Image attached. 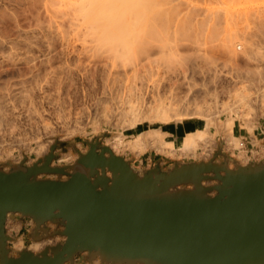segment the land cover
Wrapping results in <instances>:
<instances>
[{"label": "rangeland", "instance_id": "rangeland-1", "mask_svg": "<svg viewBox=\"0 0 264 264\" xmlns=\"http://www.w3.org/2000/svg\"><path fill=\"white\" fill-rule=\"evenodd\" d=\"M63 1L64 0H53V1L49 0L48 2H46V0H43V1L42 0H35V1H33V0H14V1L13 0H8V1L7 0H0V22H1L0 23V38H2L1 41L3 42L2 43L3 48H2V46H0L2 48V49L0 48V88H1L0 94L2 93V96H3V97L2 96L0 97V99L2 98L1 99L2 101L0 102V104H1V106L3 104H5L2 107L0 106L2 108V109H0V111L5 108V111L3 110L0 112L1 113L0 114V155L17 156V157L22 156L23 157V159L20 161L19 164H15L12 166L11 170L22 168V167H31L34 164L41 165L43 163L44 157L47 156L51 152V150H49V141H51L53 139L55 140V143L51 144V148L53 147L52 153H53L54 157L51 160V162L59 157L60 151L68 152V150L71 149L73 152H76L79 154H84V152H82L80 149L75 147L76 144H83L85 147L89 148L88 144L90 142H98L100 146H106V147L110 148L114 154L123 156L126 160L130 161V163L133 167H135L137 169H139V163L135 160V157H137V156H139V160L144 159V158H148V157H154L155 163H158L157 161H159L160 159H164L165 161H168L169 163L170 162L172 163L173 161L182 162L183 160L206 161V160L211 159L214 156V154L218 151L222 152L223 154L228 156L230 159H233L234 161L238 162L239 164H244V162L247 161V159H248V157L246 156L247 151H248V148L246 145V139L245 138L240 139L241 141L244 142L245 146L241 150H238L234 146H232V144L234 145V143H232V141L228 138V135L225 133L226 128H225L224 124H225V121H227L230 117L234 118V123L236 124V127H239L241 129L249 132L250 135H252L254 131L259 132L257 139L255 138V136L254 137L252 136V139L254 142V143L252 142V144L254 146L252 153L255 156V158H258L260 160L264 159V102H262V101H264V98L263 99L260 98V100H259L260 102L250 100L252 102L251 103L248 101L249 106H248V108L245 107V109H244V108H242L241 105L236 104L238 102V99L236 97H234V95H236V93L238 92L236 90H240L243 88H245L246 92L250 93V97H253V98L257 93L261 94L262 92H264V87H262L263 90L261 88L259 89V87L257 86V79L254 78L256 80L255 81L252 78L253 76H251L252 73H253V75H255V72L248 70L249 67H251L250 69H252V68L254 69V68H257L256 66H258V68H260V69H258V70L255 69V71L257 70V72L258 71L261 72V70H262L263 72H261V73H264V70H263L264 68L261 69L262 66L264 67V61H263L264 60V58H263V56H264V42H263L264 41L263 40L264 39V31H261V30H264V27H262L264 25L263 24L264 19L262 20L261 18H259L260 17V15H259V17H258L259 19L258 18L257 19L260 20V22H261L260 24L261 25L263 24V25L260 26V25H257V23H256V25H253L254 24L253 23L254 22L253 21L254 16H252L253 13L256 12L257 9H259L258 10L259 13L262 15V17H264V13H263L264 12V0H257V1L250 0L251 2L249 0H248L249 2L247 0H244V3L242 2L243 0H238V1L234 0V2H233V0H231L230 1L231 3L226 0V2H228V3H225L226 5L223 3V0H218L220 2H218L217 0H212L213 2L211 0H194V1L191 0L192 2L190 0H184V2L181 0H172V1L171 0H149V2H150V3H148V5L150 4L149 6L152 7L154 5V7L155 6H157V7L155 9L154 8L152 9L153 10V13H152L153 18L151 17V14H150V16H148L149 19H147V20L150 24L146 23L147 26H145V27H147V28H145V30H144L146 33L144 35L145 37L142 34L140 37L143 36V38H146L145 40L143 39L144 42L146 41L148 43L149 41L150 42L152 41L151 42L152 44H154L155 46L157 45L156 46L157 49L161 48L163 50L162 45L163 46L168 45V46H166V48H164L167 50L164 52V54H160L159 52L162 53V50H157L156 48H154L155 51H153L152 55H150L149 57H147V58H141L140 57L139 60L141 59V61H140V65L138 66L137 72L134 73L132 71L131 72L128 71V75L126 74V76H125V79L128 78V80L131 83L127 79H126V81L123 79L124 78V77H122L123 72L121 71L122 72L121 77H122L123 81L125 83L128 82L126 84L127 85L129 84L128 86H130L132 88H136V87L138 88L139 84H143L144 86L146 84V87L148 86V88H152L154 85L157 84L160 87L157 90H159V92H160V89H161V92L167 94V92H166L167 88L169 90V87L174 82V79L176 81V79L178 78L176 76V73L178 72L177 70H179V72H181V68H183V66L187 63V60L191 59V57L193 56V54H191L192 56L189 54L190 51H186L188 53L187 54V53H185V50H184V52H183V50H180V52L178 53V54H180V57L176 58V60H175V58H173V57L171 58V55H169L167 53V51L169 52L168 49H171V47L169 45L170 44L173 45L175 43L174 41H176V42H177V40L180 41V39L183 38L185 35L187 37L190 36L192 38H194L196 36L194 39L198 38L196 40H198V43L200 42L202 45V46L200 45L201 46L200 47V50H201L200 53L203 57L202 60L204 62L202 64V62L199 61L202 58L201 55H200L201 58L198 57L199 60H197L198 58L195 60L194 57H192V59L197 61L196 63H195V61H193V64L195 66L197 64V67L195 68V72L197 70L198 71L196 72V74H193V73L190 74L193 76L195 75L194 78H193V76H191L192 77L191 78L189 75V78H191L192 81H193V79L195 81V82L194 81L192 82L189 79L191 84L193 85V86L190 85V87L192 86L191 88H192V90H194L193 88H194V83H195L198 87H195L196 89L194 91H196L198 89H200V90L202 89V91L204 90L205 92L203 91V93L201 94L202 96L200 95V97L199 96H197V98L195 97L196 98L195 100H193L194 98H192L191 102L192 101H194V102L191 103L192 105L190 104L191 109L189 108L190 110L189 109H188L189 111L187 110V114L189 117H196L199 115L200 116L205 115V117L203 116L204 118H207V117L210 118L211 117L213 120L215 119V121L218 123L217 124L215 121H213L215 124H217V126L216 125L212 126V128L209 129L208 132H206V134H204L203 140L200 142L198 141V144H200V145H199V147L196 148V152L194 153V155L191 154V155L186 156V155L176 153L175 157H171L170 155L165 154V153L163 154V152L159 153V151H156V150H152V151L146 150V151L138 152V153L136 151L132 152V151L126 149V147H124L123 145H122L123 147L116 145V143H115L116 136L117 137L122 136V141L124 144H126L127 141H130L133 138V136L136 132H134V130H132V127H130L131 123H129V122H132V119H131L132 115L131 114H129V115L125 114L126 109L123 108L124 105L121 106V104H116L115 103L116 101L110 102L109 99L110 100H112V99L108 98V96L112 97V94L107 96L108 93L110 94V92H109L110 86L104 87L107 84V80H106V74H104L103 63L105 62V60H107V58L105 59V57H108L109 55L111 57V54L108 53L110 51H107V50H109V48L106 44H105L106 46L105 45L103 46V44H100V42L104 43L103 41H100L97 44L99 39L94 40V38H96V37H94L95 35L92 36V42L90 41L91 36H89V34L91 32H93V30L88 28V27L87 28L90 30H88L86 27L85 28L82 27V26H84L83 23H85V22L82 23V18H81V20L79 18L81 16H78V14H80V13L77 14L78 11L73 9L74 6H75V8H77L76 3H78L79 0H77V1L76 0H65L64 3H63ZM177 1H179V2H177ZM246 1L248 3H245ZM73 2L76 5H74ZM52 3H53V5H52ZM65 3H66V5H65ZM69 4H71V5H69ZM171 5H173L172 8H171ZM176 5H180L177 7L178 8L180 7L179 9L181 11L178 10V8H175ZM183 5L184 6L187 5L186 6L187 8L185 9V7H183ZM41 7H42V9H41ZM71 7H72V9H71ZM169 7H170V10H169ZM196 7H198V8H196ZM175 9H177L176 10L177 12L175 11ZM246 9L247 10L254 9L253 12L251 10L252 15L249 16L248 18L246 17L247 20H246L245 16L242 15L243 10L245 11ZM53 10H56V11H54V13H53ZM168 10H169V12H168ZM195 10H197V12ZM210 10H212V11H210ZM220 10H222V11H220ZM230 10H231V12H230ZM172 11H174V13ZM186 11H187V14H185ZM213 11L217 12V15ZM223 11H228L229 13L223 12ZM3 12L5 13V15L2 14V16H1V13H3ZM40 12H43V13H40ZM62 12L64 13L63 15H62ZM75 12H76V15H73L72 13L75 14ZM191 12H192V14H191ZM204 12H205V14H204ZM209 13L214 14V15H211ZM240 13H242L241 16H240ZM53 14H55V15H53ZM57 14H59V15H57ZM254 14L256 16L257 13H254ZM68 15H70V16H68ZM186 15H188V17ZM207 15L209 18H211V20H212V17H213V19H215L216 16H217L216 19L217 18L220 19V20H218L219 26L217 25L216 29H215V27L210 25L211 20H209ZM43 16L45 18H43ZM74 16L76 19H73ZM154 16L156 18L155 20H154ZM190 16H191V20H190ZM221 16H223V17H221ZM60 17H61V20L63 19L62 20L63 22L61 20H59ZM67 17H68V20H67ZM180 17H181V19H180ZM184 17H187V20H186L187 22L185 21L186 23L184 22V20H185ZM41 18H43V20ZM77 18H79V19H77ZM183 18H184V20H183ZM196 18H197V22H200V21L202 22V20L204 21V19L206 18V21H204V24L207 28L204 26V24L198 25L199 23L197 24V22L195 20ZM200 18H201V20H200ZM226 18H227V20H225ZM240 18H242V19L240 20ZM65 19L67 22L65 21ZM178 19L180 21H178ZM188 19H189V22H188ZM249 19L251 20V22ZM38 20H40V21L38 22ZM68 21L72 22V23L68 24ZM73 21H76V22H73ZM207 21L209 22V25H208ZM246 21H248V22H246ZM262 21H263V23H262ZM48 22H49V24H48ZM78 22L80 23V25L78 24ZM151 22H153L155 24H153ZM177 22H179V24ZM219 22H220V24H219ZM257 22H259V21H257ZM40 23H42V24H40ZM187 23H189V25ZM222 23H224V25ZM227 23H228V26L239 25L238 27H240L242 30L247 31L248 34L250 33V37H252L251 39L255 40L256 35H257L258 39H256L257 41L255 40L257 43H255V41H253V42L255 43L254 45H255V47H257V49L259 48V46H260L259 50L262 49V50H260V52L258 50V52L260 53L258 55H260V57H262L263 59L260 57H257L258 55L256 56L257 60L255 59V61L259 65H256V62H255V66H253L254 63L253 62H252L253 64L250 63L251 60L247 62L242 58V55H243L242 53L244 51L243 46H241V47L237 46L236 47V50H237L236 54L238 55V58L236 61H234V60L229 61V59L227 57H225L224 55L222 56V54H214V56L211 58L212 60L210 59L209 55L211 54V52L209 51V47L213 46L214 44L216 45V42L219 41L218 38L221 37V34L223 35V33L225 32L224 29L228 28ZM38 24H40L41 26ZM70 24H72V25H70ZM86 24L87 23H85V25ZM62 26H63V28L64 27L66 28V29L64 28L65 32L62 30ZM77 26H78V29H77ZM80 26H81V28H79ZM189 26H191V27H189ZM193 26H194V28H193ZM210 26H212L214 29ZM256 26L258 29H259L258 26H260L262 28L257 30V28H255ZM154 27H156V28H154ZM50 28L52 31L50 30ZM59 28L62 31H60ZM29 29H32V30H29ZM207 29H208V31H207ZM15 31L18 33H16ZM27 31L29 32V34ZM155 31H156V34L153 33ZM250 31H252L253 35L256 34L255 38H253V36H251ZM68 32H70V33H68ZM82 32H83V34H82ZM84 32L86 33V36H85ZM260 32H262V35ZM212 33H214V34H212ZM257 33H259V34H257ZM2 34H3V36H2ZM76 34H77V36H76ZM199 34H200V36H199ZM208 34H209V36H208ZM215 34H216V36H215ZM51 35H53V36H51ZM78 35H79V37H78ZM82 35L85 36L86 38L83 37L84 38L83 39ZM87 35L89 37H87ZM90 35H93V33ZM191 35H193V36H191ZM212 35H214V36H212ZM260 35H261V37H260ZM173 36H176V37L174 38ZM210 36H211V39L209 38ZM150 38H153V39H150ZM207 39H209L211 41H209ZM72 40L74 41V43ZM199 40H201V41H199ZM259 41H261L260 42L261 44H259ZM89 44H90V46H89ZM206 44L209 45V47ZM85 45L87 47H85ZM95 45L97 48L95 47ZM100 45L102 46V49H100L101 48ZM159 46H161V47H159ZM167 47H170V48H167ZM206 47H208V48L206 49ZM73 48H75L74 49L75 51L72 50ZM241 48H243V49H241ZM204 51H206V53ZM208 52H209V54H208ZM166 53L168 56H166ZM186 54L191 56V57L187 56ZM261 55H263V56H261ZM217 57H219V59ZM180 58L183 59L182 63H181L182 60H180ZM110 60L112 61V59H110ZM258 60H259V62H258ZM209 61H210V63H209ZM183 63H185V64H183ZM204 63H206V66ZM182 64H183V66H182ZM209 65H210V68H213L211 71V74L209 75V72L208 73L206 72L209 76L206 74L204 75L203 73H205V72H203V71H206L207 70L206 68H209ZM249 65H251V66H249ZM185 66H184V68H186ZM202 67H205V69ZM5 68H7V69H5ZM127 68H130V66L129 67L127 66ZM127 68H126V70H128ZM57 69H58V71H57ZM202 69H204V70H202ZM52 70H53V72H52ZM62 70H63V72H62ZM215 71H217V72H215ZM248 71H250V72L248 73ZM30 72L32 75H30ZM168 72L169 73L173 72V73L169 75ZM246 73H248V75ZM68 74H69V76H68ZM132 74L134 75V77H133L134 79H132V76H131ZM37 75H39V76L37 77ZM44 77H45V79H44ZM118 77L120 78V76H117L116 79ZM119 78H118V81L116 80V82H118L116 85H118L119 83L122 82V81L121 82L119 81L121 79V78L120 79ZM164 78L167 79V81L164 80ZM26 79H27V81H26ZM33 79H34V82H33ZM22 80L24 81V83H21V82H23ZM39 80L41 81L40 83H39ZM132 80L135 81V83H132L133 82ZM177 80L180 81V78H178ZM10 81H12V82H10ZM104 81H106V82H104ZM148 81H149V83L147 84ZM165 81L168 82L169 84L167 83V85H166ZM252 81L253 82L255 81V82L253 83ZM30 82H32V83H30ZM109 82L111 83V84L108 83L109 85H112L113 87L116 86L115 84L114 85L112 84V80H110ZM124 82H122V83H124ZM41 83H43V84H41ZM136 83L138 86L136 85ZM162 83H163V85H161ZM30 84H31V86H30ZM32 84H33L34 88L32 87ZM151 84H153V85L151 86ZM7 85L8 86L11 85V89H12L11 94H10L11 89H10V91H8V93L6 92L7 88H8V87H6ZM127 85H125V86H127ZM203 85H204L205 89H203ZM140 86H142V85H140ZM158 86H156V87L158 88ZM163 86H165V87H163ZM2 87H3V89H2ZM4 87H6V89H4ZM28 87L30 88V90ZM38 87L41 89H39ZM156 87L154 86L153 88L156 89ZM206 87H207V89H206ZM13 88L15 91L13 90ZM31 88H32L33 92L31 90ZM53 88H55V89H53ZM104 88H107V91H108V92L106 91L107 93L105 92ZM114 88L117 90L119 87H117V88L114 87ZM121 88H122V86L119 89H121ZM19 89L22 90L21 91L22 93H20ZM115 89H113V90H115ZM258 89L260 91L261 90L262 91L259 93ZM43 90H44V92L42 93ZM110 90H112V89H110ZM200 90H198V91H200ZM26 91L27 92L29 91V94L31 93L29 97L26 96V95H29ZM103 91L107 97H105L103 95L104 94ZM186 91H188L187 87L183 86V88L181 89V93H180L181 97L184 96L185 93L187 94ZM14 92H16V93L14 94ZM5 93H7L9 98L7 97V95ZM44 93H46V94H44ZM9 94L11 96H9ZM42 94H43V96H42ZM21 95H23L22 99H21V97H22ZM57 95H58V98H57ZM188 95H190V94H188ZM15 96H16V98H14ZM31 96H32V98H31ZM39 96H40V99H39ZM260 96L264 97V93H262ZM25 98L28 100V102ZM107 98H108V102H107ZM214 98H216V99H214ZM19 99L22 101H20ZM24 99H25V101H24ZM29 99H30V101H29ZM56 99H57V101H56ZM102 99L104 100V102ZM10 101L14 102L15 104L11 103ZM41 101H42V103H41ZM195 101L197 104L195 103ZM24 103H26V104H24ZM32 103H34V104L32 105ZM107 103H108V105H107ZM193 103H194V105H193ZM12 104H14L13 106L15 108L12 106ZM195 104L197 106H195ZM221 105L224 106L225 108L223 107V109H222ZM227 105L229 106L228 108H227ZM260 105H262V106H260ZM17 107H19V108H17ZM34 108H35V110H38V111L41 110V112H39L41 115V116H39L40 118L38 117V114H37V117L35 116L36 114H34L35 113ZM194 108H196L197 111L202 109L201 110L202 112L200 111L201 113L200 112L197 113V111ZM229 108H232V109L229 110ZM16 109H18V110H16ZM233 109H234V111H233ZM243 109L246 112L242 111ZM32 110H33V112H32ZM195 111L197 114H195ZM123 112H124V114H123ZM15 113H16V115H15ZM17 114L20 116L17 117L18 116ZM42 115H44L45 117ZM27 116L35 118V121H34V119L31 118L33 120V122L30 119L31 120V124H30L29 123L30 121L28 122L30 117L28 118ZM25 117H27L28 120ZM42 117L44 119L43 124H45V123L47 124V125L45 124V126L42 125V120L41 121L39 120V119H42ZM236 118H238V119H236ZM240 118H242V121ZM23 120H24V122H23ZM38 121H40V122H38ZM13 124H15V125H13ZM16 125H19V126H16ZM31 125H32V128H31ZM12 126H13V128H12ZM14 126L16 129H14ZM33 126H34V128H33ZM35 126L37 129L35 128ZM221 126H223V127H221ZM23 129H26V130H23ZM250 130H251V133H250ZM235 135H236V133H235ZM229 140H230V142H228ZM254 140H256V141H254ZM106 141H107V143H106ZM179 143H180V139H177V142L175 141L177 148H178ZM204 144H206V145H204ZM42 146H43V149L41 148ZM208 148L209 149L212 148V149L209 150ZM58 150H60V151H58ZM239 151H241V152H239ZM243 151H244V153H243ZM37 153H42V155H40V157L37 158ZM205 153L207 155H205ZM206 156H208V157H206ZM216 159H217V161H221L220 157H216ZM33 161H35V163H33ZM51 162L49 165H50V167H53ZM168 162L166 163V165L169 164ZM166 165H164V166H166ZM230 165H232V164L230 163ZM58 168H61V167H58ZM0 170L3 171L2 167H0ZM67 171L70 172L69 169ZM36 178L40 179V180H44V179H65L66 176L55 175L53 177L51 174H40ZM5 227H7L6 223H5ZM27 229H28V227H27ZM6 232H7V228H6ZM7 234H8V232H7ZM21 234L25 235V237L29 240L32 239L30 236L28 237L26 229H24V228L21 229ZM9 236L11 237L12 241L16 238L15 234L9 235ZM43 239H45V238H43ZM38 240H40V239H38ZM11 252H12V255H14V257L17 256L16 252H18V251H16L14 248H12ZM11 252H10V254H11ZM75 258H76L75 259L76 264H86V263L88 264V259H86V258L84 259L83 253H79Z\"/></svg>", "mask_w": 264, "mask_h": 264}, {"label": "water", "instance_id": "water-1", "mask_svg": "<svg viewBox=\"0 0 264 264\" xmlns=\"http://www.w3.org/2000/svg\"><path fill=\"white\" fill-rule=\"evenodd\" d=\"M88 145L70 168L50 167L52 147L41 165L0 170V264H74L85 251L109 264H264V160L240 165L218 151L206 162L156 164L139 179L122 156ZM51 173L66 178H36ZM7 214L34 219L32 239L52 235L51 220L68 240L14 257Z\"/></svg>", "mask_w": 264, "mask_h": 264}, {"label": "bare ground", "instance_id": "bare-ground-1", "mask_svg": "<svg viewBox=\"0 0 264 264\" xmlns=\"http://www.w3.org/2000/svg\"><path fill=\"white\" fill-rule=\"evenodd\" d=\"M8 1V0H7ZM14 1V0H13ZM33 1H35V0H33ZM43 1V0H42ZM49 1V0H48ZM47 0H46V2H48ZM50 1H53V0H50ZM65 1V0H64ZM64 1H63V3H64ZM77 1V0H76ZM172 1V0H171ZM181 1H183L184 2V0H181ZM191 1V0H190ZM194 1V0H193ZM212 1V0H211ZM218 1V0H217ZM228 2H230L231 0H227ZM236 1H238V0H236ZM248 1V0H247ZM245 2V3H248V2ZM253 1H257V0H253ZM252 1V2H253ZM21 2V1H20ZM61 2V1H60ZM176 2V1H175ZM177 2H179V1H177ZM192 2V1H191ZM209 2V1H208ZM213 2V1H212ZM218 2H220V1H218ZM228 2H226V0L224 1L223 0V3L225 4V3H228ZM233 2H234V0H233ZM243 3H244V0L242 1ZM251 2V1H250ZM43 3V2H42ZM76 3V2H75ZM148 3H150L149 2V0H79V2L78 3H76V4H74V2H73V4L74 5H76V7L77 8H75V6H74V10H77L76 12H77V14L78 13H80V14H78V16H81V17H79L80 18V20H81V18H82V23L83 22H85V23H87L86 25H85V23H83L84 24V26H82V27H88V28H90V29H92L93 30V32H91L90 34H92L93 33V35H90L89 34V36H91V42H92V36H94V37H96V38H94V40H98L99 39V41L97 42V44L100 42V41H103L104 43H102V42H100V44H103V46L106 44L107 46H108V48H109V50H107V51H110V52H108V53H110L111 54V57H110V55L108 56V57H105V59L107 58V60H105V62L103 63V69H104V74H106V80H107V84L104 86V87H108V86H110L109 87V92H110V94L108 93L107 94V96L108 95H111L112 94V97H110V96H108V98H111L112 100H110L109 99V101L110 102H112V101H116L115 103L116 104H121V106H123L124 105V107L123 108H125L126 110H125V114H131L132 116H131V119H132V122H129V123H131V126L130 127H132V130H134V132H136L135 134H134V136H133V138L130 140V141H127V143L126 144H124L123 143V141H122V136L121 137H117L116 136V138H115V143H116V145L117 146H124V147H126V149H128V150H130V151H136L137 153L138 152H143V151H146V150H150V151H152V150H156V151H159V153L160 152H163V154L165 153V154H168V155H170L171 157H175V155H176V153H178V154H182V155H191V154H193L194 155V153L196 152V148L197 147H199V145L200 144H198V141L200 142V141H202L203 140V137H204V134H206V132H208V130L209 129H211L212 128V126H217V122L215 121V119L213 120L211 117L209 118V117H207V118H204L205 117V115H199V116H196V117H189L188 116V114H187V110L190 108V104L192 103V102H194V101H192L191 102V100H192V98H194L193 100H195L196 98H197V96H199L200 97V95L203 93V91H202V89L200 90V89H198V90H200V91H198V90H196V91H194L196 88L195 87H198L195 83H194V90H192V84H191V82H190V80H191V76H193V75H190L191 73H193V74H196V72L198 71H196L195 72V68L197 67V64H196V66L193 64V61H195L198 57L199 58H201L202 57V55H201V53H200V47L202 46L201 45V43L199 42L198 43V40H196V39H198V38H196V39H194V38H192V37H190V36H186L185 34V36L183 37V38H181L180 39V41H178L177 40V42L176 41H174L175 43L173 44V45H169L170 47H171V49H168L169 50V52L167 51V53L169 54V55H171V58L173 57V58H175V60H176V58H179L180 57V54H178L179 52H180V50H183V52H184V50H185V53H187L186 51H190L189 52V54L191 55V54H193V56L192 57H194V59H192V57L191 56H189V55H187V56H189V57H191V59H188L187 60V65L185 64V63H183V64H185L184 66L186 67V68H184V66H183V64H182V66H183V68H181V72H179V70H177L178 72L176 73V76L178 77V78H180V81L179 80H177L176 79V81H175V79H174V82L172 83V85L169 87V90H168V88H167V94L166 93H163V92H161V89H160V92H159V90H157V89H159L160 87L156 84V85H154L155 87L156 86H158V88L156 87V89L155 88H148V86L146 87V84H145V86L143 85V84H139V86L140 85H142V86H138L137 85V83H136V85L138 86V88L136 87V88H132V87H130V86H128L126 83H128V82H124L123 81V79L126 81V79L128 80V78H126L125 79V76H126V74L128 75V71H132V72H134V73H136L137 72V69H138V66L140 65V61H141V59L139 60V58L141 57V58H147V57H149L150 55H152V53H153V51H155L154 50V48H156V46L154 45V44H152L150 41L147 43L146 41L144 42L143 41V39L145 40L146 38H143V36L146 34L145 33V28H147V27H145V26H147V24L146 23H149L148 22V20L147 19H149V17L148 16H150V14H151V17H152V13H153V8L155 9L157 6H155L154 7V5L151 7V6H149L148 5ZM187 3V2H186ZM231 3V2H230ZM239 3V2H238ZM254 3V2H253ZM38 4V3H37ZM49 4V3H48ZM60 4V3H59ZM180 4V3H179ZM189 4V3H188ZM200 4V3H199ZM218 4V3H217ZM223 4V5H224ZM52 5H53V3H52ZM65 5H66V3H65ZM69 5H71V4H69ZM219 5V4H218ZM226 5V4H225ZM60 6V5H59ZM58 6V7H59ZM64 6V5H63ZM177 6H180V5H176V7L175 8H178ZM187 6V5H186ZM186 6H184L183 5V7H185V9L187 8ZM46 7V6H45ZM151 7V8H150ZM173 7V5H171V8ZM182 7V6H181ZM194 7V6H193ZM180 8V7H179ZM178 8V10H180ZM196 8H198V7H196ZM195 8V9H196ZM4 9V8H3ZM41 9H42V7H41ZM46 9V8H45ZM71 9H72V7H71ZM183 9V8H182ZM230 9V8H229ZM48 10V9H47ZM65 10V9H64ZM169 10H170V7H169ZM169 10H168V12H169ZM173 10V9H172ZM177 9H175V11H176ZM192 10V9H191ZM202 10V9H201ZM204 10V9H203ZM251 10H252V12L254 11V9H249V10H243V14L242 13H240V16H241V14L243 15V16H245V18L247 17H249V16H251L252 15V12H251ZM259 9H257V11H258ZM261 10V9H260ZM2 11V10H1ZM5 11V10H4ZM54 11H56V10H53V13H54ZM62 11V10H61ZM68 11V10H67ZM156 11V10H155ZM181 11V10H180ZM196 12H197V10H195ZM194 11V12H195ZM210 11H212V10H210ZM217 11V10H216ZM220 11H222V10H220ZM219 11V12H220ZM251 13H250V12ZM254 12V13H257L256 14V16H255V14L253 13V15L252 16H254L253 18H254V24L253 25H256V23H257V25H260V26H262L264 23H263V19H264V17H262V15L259 13V11L258 12ZM49 12V11H48ZM52 12V11H51ZM50 12V13H51ZM60 12V11H59ZM76 12H75V14L74 13H72L73 15H76ZM159 12V11H158ZM173 13H174V11H172ZM177 12V11H176ZM185 12V11H184ZM183 12V13H184ZM189 12V11H188ZM216 15H217V12H215V11H213ZM223 12H228V11H223ZM222 12V13H223ZM230 12H231V10H230ZM262 12V11H261ZM39 13V12H38ZM40 13H43V12H40ZM46 13V12H45ZM221 13V12H220ZM229 13V12H228ZM239 13V12H238ZM259 13V14H258ZM264 13V12H263ZM2 14H4L5 15V13L3 12V13H1V16H2ZM61 14V13H60ZM64 13L62 12V15H63ZM159 14V13H158ZM171 14V13H170ZM185 14H187V11H186V13ZM191 14H192V12H191ZM204 14H205V12H204ZM209 14H211V13H209ZM225 14V13H224ZM235 14V13H234ZM237 14V13H236ZM37 15V14H36ZM47 15V14H46ZM51 15V14H50ZM53 15H55V14H53ZM57 15H59V14H57ZM71 15V14H70ZM70 15H68V16H70ZM174 15V14H173ZM178 15V14H177ZM211 15H214V14H211ZM227 15V14H226ZM259 15H260V17H259ZM45 16V15H44ZM43 16V18H45ZM52 16V15H51ZM72 16V15H71ZM182 16V15H181ZM187 17H188V15H186ZM225 16V15H224ZM233 16V15H232ZM242 16V17H243ZM4 17V16H3ZM41 17V16H40ZM59 17V16H58ZM177 17V16H176ZM187 17H184L185 18V20H184V18H183V20H184V22L187 20ZM197 17V16H196ZM207 17H208V15H207ZM211 17V16H210ZM217 17V16H216ZM216 17H215V19H213V17H212V20H211V18H209V20H211V23H210V25H212L213 27H215V29H216V26L218 25V20H220L219 18H217L216 19ZM221 17H223V16H221ZM234 17V16H233ZM238 17V16H237ZM261 18L263 21H262V25L260 24L261 22H260V20H258L259 18ZM43 18H41L42 20H43ZM49 18V17H48ZM53 18V17H52ZM79 18H77V19H79ZM153 18V17H152ZM198 18V17H197ZM197 18L195 19L196 20V22H197ZM202 18V17H201ZM201 18H200V20H201ZM235 18V17H234ZM233 18V19H234ZM244 18V17H243ZM247 18H246V20H247ZM256 18V19H255ZM258 18V19H257ZM4 19V18H3ZM39 19V18H38ZM73 19H76L75 18V16H74V18ZM72 19V20H73ZM156 18H155V16H154V20H155ZM180 19H181V17H180ZM193 19V18H192ZM232 19V18H231ZM242 18H240V20H241ZM50 20V19H49ZM55 20V19H54ZM53 20V21H54ZM59 20H61V17H60V19ZM63 20V19H62ZM61 20V21H62ZM67 20H68V17H67ZM190 20H191V16H190ZM199 20V21H200ZM208 20V21H209ZM225 20H227V18L225 19ZM224 20V21H225ZM250 20V19H249ZM248 20V21H249ZM259 21V22H257V21ZM40 20H38V22H39ZM48 21V20H47ZM46 21V22H47ZM52 21V22H53ZM65 21H66V19H65ZM146 21V22H145ZM152 21V20H151ZM157 21V20H156ZM178 21H180L179 19H178ZM204 21H206V18L204 19ZM204 21L202 20V22L200 23V22H197V24L198 25H203L204 24ZM207 21V22H208ZM245 21V20H244ZM248 21H246V22H248ZM43 22V21H42ZM63 22V21H62ZM67 22V21H66ZM73 22H76V21H73ZM81 22V21H80ZM187 22V21H186ZM185 22V23H186ZM188 22H189V19H188ZM229 22V21H228ZM250 22H251V20H250ZM1 23V22H0ZM59 23V22H58ZM69 23H72V22H69L68 21V24ZM151 23H153V22H151ZM178 24H179V22H177ZM184 23V24H185ZM234 23V22H233ZM40 24H42V23H40ZM40 24H38V25H40ZM48 24H49V22H48ZM78 24L80 25V23L78 22ZM82 24V25H83ZM150 24V23H149ZM153 24H155V23H153ZM177 24V25H178ZM188 25H189V23H187ZM196 24V23H195ZM207 24V23H206ZM219 24H220V22H219ZM223 25H224V23H222ZM248 24V23H247ZM52 25V24H51ZM70 25H72V24H70ZM157 25V24H156ZM193 25V24H192ZM191 25V26H192ZM208 25H209V22H208ZM234 25V24H233ZM41 26V25H40ZM39 26V27H40ZM48 26V25H47ZM154 26V25H153ZM191 26H189V27H191ZM204 26H205V24H204ZM212 26H210V27H212ZM219 26V25H218ZM221 26V25H220ZM239 25H237V26H228V23H227V29H224L225 30V32L223 33V35L221 34V37H219L218 39H219V41H217L216 42V45L214 44H212L213 46H211V47H209V45H207L208 47H209V51L211 52V54L209 55L210 56V59L214 56V54H222V56L224 55L225 57H227L228 59H229V61L230 60H234V61H236L237 60V58H238V55L236 54V47L237 46H239V47H241V46H243V48H244V51H243V55H242V58L245 60V61H250L251 60V62L250 63H252L253 64V66H255V59H256V56L258 55V54H260L259 52H260V50H262V49H260L259 50V48H260V46H259V48L257 49V47H255V43H257L256 41V39H258L257 38V35L256 34H252V31H250L251 32V36H253V38H255V35H256V38H255V40L254 39H251L252 37H250V33L248 34V32L247 31H245V30H242L240 27H238ZM252 26V25H251ZM260 26H258L259 27V29L260 28H262V27H264V25L262 26V27H260ZM15 27V26H14ZM58 27V26H57ZM61 27V26H60ZM196 27V26H195ZM206 27V26H205ZM212 27V28H213ZM225 27V26H224ZM41 28V27H40ZM43 28V27H42ZM52 28V27H51ZM51 28H50V30H51ZM65 28V27H64ZM64 28H63V26H62V30L65 32V30H64ZM79 28H81V26L79 27ZM87 28V29H88ZM153 28V27H152ZM151 28V29H152ZM154 28H156V27H154ZM193 28H194V26H193ZM207 28V27H206ZM209 28V27H208ZM211 28V29H212ZM219 28V27H218ZM243 28V27H242ZM245 28V27H244ZM250 28V27H249ZM255 28H257V26L255 27ZM24 29V28H23ZM66 29V28H65ZM77 29H78V26H77ZM86 29V30H87ZM90 29H88V30H90ZM197 29V28H196ZM200 29V28H199ZM202 29V28H201ZM214 29V28H213ZM212 29V30H213ZM258 28H257V30H259ZM29 30H32V29H29ZM48 30V29H47ZM55 30V29H54ZM53 30V31H54ZM59 30L60 31H62L60 28H59ZM68 30V29H67ZM80 30V29H79ZM150 30V29H149ZM206 30V29H205ZM43 31V30H42ZM46 31V30H45ZM52 31V30H51ZM154 31V30H153ZM204 31V30H203ZM207 31H208V29H207ZM218 31V30H217ZM261 31H264V30H261ZM16 32V31H15ZM25 32V31H24ZM28 32V31H27ZM56 32V31H55ZM81 32V31H80ZM152 32V31H151ZM223 32V31H222ZM255 32V31H254ZM253 32V33H254ZM16 33H18V32H16ZM26 33V32H25ZM47 33V32H46ZM62 33V32H61ZM68 33H70V32H68ZM154 34H156V31L155 32H153ZM197 33V32H196ZM261 33V35H262V32H260ZM28 34H29V32H28ZM63 34V33H62ZM82 34H83V32H82ZM84 34H85V36H86V33L84 32ZM141 34L143 35L142 37H140L141 36ZM150 34V33H149ZM212 34H214V33H212ZM257 34H259V33H257ZM54 35V34H53ZM53 35H51V36H53ZM197 35V34H196ZM261 35H260V37H261ZM2 36H3V34H2ZM17 36V35H16ZM66 36V35H65ZM76 36H77V34H76ZM85 36H83L82 35V38L83 37H85ZM88 35H87V37H89ZM191 36H193V35H191ZM199 36H200V34H199ZM206 36V35H205ZM208 36H209V34H208ZM212 36H214V35H212ZM215 36H216V34H215ZM6 37V36H5ZM61 37V36H60ZM78 37H79V35H78ZM145 37V36H144ZM149 37V36H148ZM153 37V36H152ZM174 38L176 37V36H173ZM181 37V36H180ZM202 37V36H201ZM207 37V36H206ZM63 38V37H62ZM67 38V37H66ZM70 38V37H69ZM81 38V39H82ZM86 38V37H85ZM141 38V39H140ZM173 38V39H174ZM205 38V37H204ZM210 39H211V36L209 37ZM24 39V38H23ZM27 39V38H26ZM84 39V38H83ZM82 39V40H83ZM150 39H153V38H150ZM201 39V38H200ZM2 38H0V46H2ZM79 40V39H78ZM88 40V39H87ZM148 40V39H147ZM176 40V39H175ZM207 40H209V39H207ZM214 40V39H213ZM264 40V39H263ZM4 41V40H3ZM62 41V40H61ZM67 41V40H66ZM71 41V40H70ZM69 41V42H70ZM73 41V40H72ZM86 41V40H85ZM199 41H201V40H199ZM209 41H211V40H209ZM215 41V40H214ZM253 41H255V43L253 42ZM7 42V41H6ZM19 42V41H18ZM17 42V43H18ZM84 42V41H83ZM87 42V41H86ZM95 42V41H94ZM205 42V41H204ZM261 41H259V44H261L260 43ZM264 42V41H263ZM73 43H74V41H73ZM81 43V42H80ZM5 44V43H4ZM8 44V43H7ZM96 44V43H95ZM105 45V46H106ZM201 45V46H200ZM211 45V44H210ZM67 46V45H66ZM81 46V45H80ZM89 46H90V44H89ZM99 46V45H98ZM166 46H168V45H162V48H163V50L161 49V48H156L157 50H162V53L161 52H159L160 54H164V52L167 50V49H164V48H166ZM69 47V46H68ZM85 47H87L86 45H85ZM95 47H96V45H95ZM100 49H102V46L100 45ZM159 47H161V46H159ZM170 47H167V48H170ZM208 47H206V49L208 48ZM1 48V47H0ZM2 48H3V46H2ZM1 48V49H2ZM97 48V47H96ZM99 48V47H98ZM204 48V47H203ZM243 48H241V49H243ZM75 48H73L72 50H74ZM86 49V48H85ZM171 50V51H170ZM205 50V49H204ZM258 50H259V52H258ZM75 51V50H74ZM81 51V50H80ZM192 51V52H191ZM208 51V50H207ZM86 52V51H85ZM205 53H206V51H204ZM262 52V51H261ZM155 53V52H154ZM167 53H166V56H168L167 55ZM171 53V54H170ZM203 53V52H202ZM204 53V54H205ZM208 54H209V52H208ZM200 55H201V57H200ZM261 56H263V55H261ZM11 57V56H10ZM257 57H260V55H258ZM170 58V57H169ZM170 58V59H171ZM199 58L197 59V60H199ZM218 59H219V57H217ZM241 58V57H240ZM260 58H262V57H260ZM263 58H264V56H263ZM262 58V59H263ZM110 59H112V61L110 60ZM203 57L199 60L200 62H202V64H203ZM179 60V59H178ZM180 60H182L181 61V63L183 62V59L182 58H180ZM186 60V59H185ZM184 60V61H185ZM202 60V61H201ZM212 60V59H211ZM253 60V61H252ZM257 60V59H256ZM261 60V59H260ZM120 61V62H119ZM127 61V62H126ZM208 61V60H207ZM264 61V60H263ZM197 61H195V63H196ZM258 62H259V60H258ZM262 62V61H261ZM208 63V62H207ZM209 63H210V61H209ZM230 63V62H229ZM11 64V63H10ZM205 64V66H206V63H204ZM201 65V64H200ZM211 65V64H210ZM210 65H209V68H206L207 70L206 71H203V72H205V73H203L204 75L206 74V75H208L207 73L209 72V75L211 74V71H212V69L213 68H210ZM236 65V64H235ZM245 65V64H244ZM256 65H259V64H257V62H256ZM261 65V64H260ZM127 66L129 67L130 66V68H127ZM203 66V65H202ZM249 66H251V65H249ZM252 66V67H253ZM181 67V66H180ZM200 67V66H199ZM208 67V66H207ZM213 67V66H212ZM257 68H252V69H250L251 67H249V69L248 70H251L252 72H255V75H253V73L251 74V76H253L252 78H253V80H255V79H257V86L259 87V89L261 88L262 89V87H264L263 85H264V73H261V72H263L262 70H261V72L260 71H258L257 72V70L258 69H260V68H258V66H256ZM10 68V67H9ZM126 68L128 69V70H126ZM202 68H204L205 69V67H202ZM216 68V67H215ZM237 68V67H236ZM240 68V67H239ZM264 67L262 66V68L261 69H263ZM5 69H7V68H5ZM180 69V68H179ZM204 69H202V70H204ZM255 69H257L256 71H255ZM55 70V69H54ZM67 70V69H66ZM70 70V69H69ZM86 70V69H85ZM200 70V69H199ZM216 70V69H215ZM244 70V69H243ZM264 70V69H263ZM57 71H58V69H57ZM123 73H122V72ZM175 71V70H174ZM173 71V72H174ZM201 71V70H200ZM52 72H53V70H52ZM62 72H63V70H62ZM69 72V71H68ZM87 72V71H86ZM172 72V73H173ZM195 72V73H194ZM207 72V73H206ZM214 72V71H213ZM215 72H217V71H215ZM239 72V71H238ZM242 72V71H241ZM250 71H248V73H249ZM257 72V73H256ZM35 73V72H34ZM83 73V72H82ZM102 73V72H101ZM121 73H122V77H124L123 79H122V77H121ZM169 73V72H168ZM171 72L169 73V75L170 74H172ZM248 73H246L247 75H248ZM39 74V73H38ZM54 74V73H53ZM131 74V73H130ZM175 74V73H174ZM30 75H32L31 74V72H30ZM47 75V74H46ZM52 75V74H51ZM189 75H190V77L191 78H189ZM201 75V74H200ZM208 75V76H209ZM243 75V74H242ZM39 75H37V77H38ZM68 76H69V74H68ZM105 76V75H104ZM117 76H120V82L122 81V82H124V83H119L118 85H116L118 82H116V80L118 81V78L116 79V77ZM132 76V79H134L133 77H134V75L132 74L131 75ZM174 76V75H173ZM195 76V75H194ZM194 76H193V78H194ZM207 76V77H208ZM246 76V75H245ZM250 76V75H249ZM250 76V77H251ZM255 76V77H254ZM128 77V76H127ZM168 77V76H167ZM32 78V77H31ZM176 78V77H175ZM255 78V79H254ZM41 79V78H40ZM44 79H45V77H44ZM61 79V78H60ZM141 79V78H140ZM190 79V80H189ZM32 80V79H31ZM110 80H112V84L114 85H116V86H114V87H121L122 86V88L121 89H115L112 85H109V84H111L109 81ZM138 80V79H137ZM164 80H166L167 81V79H165L164 78ZM169 80V79H168ZM250 80V79H249ZM252 80V79H251ZM18 81V80H17ZM23 81V80H22ZM26 81H27V79H26ZM37 81V80H36ZM51 81V80H50ZM67 81V80H66ZM129 81V80H128ZM133 81V80H132ZM165 81V82H166ZM192 81V80H191ZM193 81H194V79H193ZM192 81V82H193ZM212 81V80H211ZM256 81V80H255ZM254 81V82H255ZM10 82H12V81H10ZM33 82H34V79H33ZM41 81L39 80V83H40ZM44 82V81H43ZM49 82V81H48ZM104 82H106V81H104ZM130 82V81H129ZM163 82V81H162ZM195 82V81H194ZM215 82V81H214ZM251 82V81H250ZM253 82V81H252ZM253 82V83H254ZM21 83H24V81L23 82H21ZM30 83H32V82H30ZM36 83V82H35ZM34 83V84H35ZM58 83V82H57ZM71 83V82H70ZM109 83V84H108ZM131 83V82H130ZM132 83H135V81H133ZM149 83V81L147 82V84ZM164 83V82H163ZM163 83L161 84V85H163ZM167 83L168 82H166V85H167ZM170 83V84H171ZM20 84V83H19ZM41 84H43V83H41ZM45 84V83H44ZM105 84V83H104ZM124 84V85H123ZM155 84V83H154ZM160 84V83H159ZM169 84V83H168ZM6 85V84H5ZM21 85V84H20ZM23 85V84H22ZM26 85V84H25ZM37 85V84H36ZM52 85V84H51ZM58 85V84H57ZM125 85H127V86H125ZM131 85V84H130ZM153 84H151V86H152ZM165 85V84H164ZM190 85H192L191 87H190ZM196 85V86H195ZM15 86V85H14ZM30 86H31V84H30ZM35 86V85H34ZM113 88H112V87ZM169 86V85H168ZM183 86L185 87H187V90L188 91H186L187 92V94L185 93V95L184 96H182L181 97V89L183 88ZM254 86V85H253ZM6 87H8L7 88V93H8V91H10V89H11V85L10 86H6ZM6 87H4V89H6ZM16 87V86H15ZM18 87V86H17ZM32 87H33V84H32ZM42 87V86H41ZM52 87V86H51ZM68 87V86H67ZM163 87H165V86H163ZM167 87V86H166ZM20 88V87H19ZM22 88V87H21ZM29 88V87H28ZM34 88V87H33ZM39 88V87H38ZM47 88V87H46ZM1 89V88H0ZM2 89H3V87H2ZM9 89V90H8ZM18 89V88H17ZM37 89V88H36ZM39 89H41V88H39ZM53 89H55V88H53ZM105 89V92L107 91V88H104ZM103 89V90H104ZM110 89H112V90H110ZM113 89H115V90H113ZM163 89V88H162ZM185 89V88H184ZM203 89H205V87H204V85H203ZM206 89H207V87H206ZM249 89V88H248ZM247 89V90H248ZM258 89V90H259ZM13 90H14V88H13ZM29 90H30V88H29ZM31 90H32V88H31ZM165 90V89H164ZM255 90V89H254ZM263 90V89H262ZM261 90V91H262ZM4 91V92H5ZM15 91V90H14ZM18 91V90H17ZM19 91H20V93H22L21 91V89H19ZM41 91V90H40ZM57 91V90H56ZM65 91V90H64ZM185 91V90H184ZM236 91H238L237 93H236V95H234V97H236L237 99H238V102L236 103V104H239V105H241L242 106V108H244L245 109V107H247L248 108V101L249 102H251L252 100H254V101H259L260 100V98L261 99H263L264 97H261L260 95L262 94V93H264V92H262L261 94H258L257 92V94L254 96V98L253 97H250V93H248V92H246V89L245 88H243V89H240V90H236ZM256 91V90H255ZM260 90H259V93L261 92ZM11 92H12V89H11V91H10V94H11ZM27 92V91H26ZM32 92H33V90H32ZM44 92V90L42 91V93ZM46 92V91H45ZM108 92V91H107ZM106 92V93H107ZM183 92V91H182ZM205 92V91H204ZM209 92V91H208ZM7 93H5L6 95H7ZM16 92H14V94H15ZM18 93V92H17ZM28 94H29V91L27 92ZM49 93V92H48ZM56 93V92H55ZM103 93H104V91H103ZM114 93V94H113ZM4 94V95H5ZM9 94V96H11ZM31 94V93H30ZM30 94L29 95H26V96H30ZM36 94V93H35ZM44 94H46V93H44ZM51 94V93H50ZM57 94V93H56ZM166 94V95H165ZM188 94H190V95H188ZM216 94V93H215ZM249 94V95H248ZM5 95V96H6ZM13 95V94H12ZM33 95V94H32ZM40 95V94H39ZM54 95V94H53ZM105 97H107L106 95H105V93L103 94ZM204 95V94H203ZM2 96V93L0 94V97ZM17 96V95H16ZM16 96L14 97V98H16ZM22 97H21V99L23 98V95H21ZM42 96H43V94H42ZM202 96V95H201ZM3 97V96H2ZM7 97H8V95H7ZM27 97V98H28ZM104 97V98H105ZM196 97V98H195ZM205 97V96H204ZM5 98V97H4ZM9 98V97H8ZM31 98H32V96H31ZM30 98V99H31ZM36 98V97H35ZM45 98V97H44ZM43 98V99H44ZM57 98H58V95H57ZM108 98H107V102H108ZM235 98V99H236ZM2 99V98H1ZM0 99V102L2 101ZM26 99V98H25ZM25 99H24V101H25ZM30 99H29V101H30ZM39 99H40V96H39ZM55 99V98H54ZM199 99V98H198ZM214 99H216V98H214ZM4 100V99H3ZM20 100V99H19ZM27 100V99H26ZM33 100V99H32ZM36 100V99H35ZM103 100V99H102ZM204 100V99H203ZM251 100V101H250ZM20 101H22V100H20ZM23 101V102H24ZM47 101V100H46ZM49 101V100H48ZM56 101H57V99H56ZM11 102V101H10ZM19 102V101H18ZM27 102H28V100H27ZM34 102V101H33ZM40 102V101H39ZM54 102V101H53ZM59 102V101H58ZM103 102H104V100H103ZM260 102V101H259ZM262 102H264V101H262ZM5 103V102H4ZM7 103V102H6ZM11 103H14V102H11ZM20 103V102H19ZM31 103V102H30ZM41 103H42V101H41ZM49 103V102H48ZM106 103V102H105ZM195 103H196V101H195ZM252 103V102H251ZM8 104V103H7ZM10 104V103H9ZM15 104V103H14ZM14 104H12V106L14 105ZM24 104H26V103H24ZM29 104V103H28ZM34 103H32V105H33ZM197 104V103H196ZM195 104V106H197ZM224 104V103H223ZM222 104V105H223ZM235 104V105H236ZM255 104V103H254ZM3 105H5V104H3ZM2 105V106H3ZM22 105V104H21ZM30 105V104H29ZM31 105V106H32ZM38 105V104H37ZM41 105V104H40ZM106 105V104H105ZM107 105H108V103H107ZM114 105V104H113ZM192 105V104H191ZM193 105H194V103H193ZM221 105V106H222ZM0 106H1V104H0ZM1 106V107H2ZM11 106V107H12ZM16 106V105H15ZM25 106V105H24ZM35 106V105H34ZM104 106V105H103ZM226 106V105H225ZM260 106H262V105H260ZM0 107V109H2ZM7 107V106H6ZM14 107V106H13ZM20 107V106H19ZM19 107H17V108H19ZM33 107V106H32ZM37 107V106H36ZM109 107V106H108ZM114 107V106H113ZM118 107V106H117ZM223 107L224 106H222V109H223ZM229 106L227 105V108H228ZM232 107V106H231ZM15 108V107H14ZM27 108V107H26ZM25 108V109H26ZM111 108V107H110ZM109 108V109H110ZM197 108V107H196ZM196 108H194L195 110H196ZM225 108V107H224ZM10 109V108H9ZM21 109V108H20ZM41 109V108H40ZM46 109V108H45ZM191 109V108H190ZM189 109V110H190ZM198 109V108H197ZM201 109V108H200ZM230 109H232V108H229V110ZM244 109L242 110V111H244ZM4 111H5V108L3 109ZM3 110H1V111H3ZM16 110H18V109H16ZM22 110V109H21ZM30 110V109H29ZM117 110V109H116ZM188 110V111H189ZM202 110V109H201ZM201 110H199V111H197V113L198 112H200ZM0 111V112H1ZM7 111V110H6ZM15 111V110H14ZM28 111V110H27ZM26 111V112H27ZM108 111V110H107ZM196 111H195V114H197L196 113ZM233 111H234V109H233ZM241 111V112H242ZM16 112V111H15ZM19 112V111H18ZM24 112V111H23ZM32 112H33V110H32ZM34 114H36L35 116L37 117V114H38V117L39 116H41L40 115V113L39 112H41V110H35V108H34ZM46 112V111H45ZM119 112V111H118ZM202 112V111H201ZM200 112V113H201ZM211 112V111H210ZM244 112H246V111H244ZM6 113V112H5ZM14 113V112H13ZM53 113V112H52ZM121 113V112H120ZM248 113V112H247ZM1 114V113H0ZM4 114V113H3ZM32 114V113H31ZM117 114V113H116ZM122 114V113H121ZM123 114H124V112H123ZM194 114V113H193ZM192 114V115H193ZM194 114V115H195ZM211 114V113H210ZM15 115H16V113H15ZM18 115V114H17ZM23 115V114H22ZM29 115V114H28ZM242 115V114H241ZM240 115V116H241ZM20 115H18L17 117H19ZM26 116V115H25ZM42 116H44V115H42ZM116 116V115H115ZM124 116V115H123ZM2 117V116H1ZM28 118L30 117V116H27ZM27 117H25V118H27ZM34 117V116H33ZM45 117V116H44ZM129 117V116H128ZM5 118V117H4ZM16 118V117H15ZM22 118V117H21ZM28 118H27V120H28ZM32 117H30L29 118V120H28V122L31 124V120L32 119H34V121H35V118H32ZM40 118V117H39ZM38 118V119H39ZM2 119V118H1ZM31 119V120H30ZM37 119V120H38ZM130 119V120H131ZM201 119V120H200ZM236 119H238V118H236ZM241 119V121H242V118H240ZM16 120V119H15ZM40 121L42 120V125H44L45 126V124H43L44 123V119H43V117H42V119H39ZM40 121H38V122H40ZM49 121V120H48ZM213 121H215L217 124H215ZM11 122V121H10ZM20 122V121H19ZM23 122H24V120H23ZM32 122H33V120H32ZM37 122V123H38ZM98 122V121H97ZM13 123V122H12ZM16 123V122H15ZM28 123V124H29ZM93 123V122H92ZM241 123V122H240ZM4 124V123H3ZM10 124V123H9ZM19 124V123H18ZM29 124V125H30ZM49 124V123H48ZM223 124V123H222ZM248 124V123H247ZM12 125V124H11ZM10 125V126H11ZM13 125H15V124H13ZM47 125V124H46ZM117 125V124H116ZM125 125V124H124ZM143 125V126H142ZM225 133L228 135V138L232 141V143H234V145L232 144V146H234L236 149H238V150H241L243 147H241L240 145H241V140L240 139H242V138H244V137H239V136H236L235 135V129H236V124L234 123V118L232 117H230L227 121H225ZM16 126H19V125H16ZM24 126V125H23ZM22 126V127H23ZM28 126V125H27ZM37 126V125H36ZM36 126H35V128H36ZM43 126V127H44ZM121 126V125H120ZM25 127V126H24ZM92 127V126H91ZM145 127V128H144ZM221 127H223V126H221ZM12 128H13V126H12ZM31 128H32V125H31ZM33 128H34V126H33ZM216 128V127H215ZM6 129V128H5ZM14 129H16L15 128V126H14ZM30 129V128H29ZM37 129V128H36ZM35 129V130H36ZM250 129V128H249ZM23 130H26V129H23ZM8 131V130H7ZM34 131V130H33ZM16 132V131H15ZM43 132V131H42ZM40 133V132H39ZM166 133H173L174 135L173 136H166L165 134ZM218 133V132H217ZM249 133V132H248ZM250 133H251V130H250ZM10 134V133H9ZM29 134V133H28ZM22 135V134H21ZM119 136V135H118ZM209 136V135H208ZM251 136H253L254 137V135L252 134ZM19 137V136H18ZM206 137V136H205ZM21 138V137H20ZM177 139H180V143H179V145H178V148L176 147V144H175V141L177 142ZM230 140L228 141V142H230ZM254 141H256V140H254ZM253 142V141H252ZM203 143V142H202ZM254 143V142H253ZM252 144V143H251ZM41 145V144H40ZM203 145V144H202ZM201 145V146H202ZM204 145H206V144H204ZM122 146V147H123ZM121 147V148H122ZM42 149H43V146L41 147ZM41 149V150H42ZM209 149V148H208ZM210 149H212V148H210ZM209 149V150H210ZM207 150V149H206ZM204 151V150H203ZM208 152V151H207ZM210 152V151H209ZM239 152H241V151H239ZM202 153V152H201ZM243 153H244V151H243ZM261 153V152H260ZM205 155H207L206 153H205ZM209 155V154H208ZM261 156V155H260ZM201 157V156H200ZM206 157H208V156H206ZM205 157V158H206ZM210 157V156H209ZM171 159V158H170ZM174 159V158H173ZM160 164V163H159ZM17 216V215H16ZM16 220V219H15ZM27 225V227H29L28 226V224H26ZM7 228V227H6ZM12 240H10V241H8L7 242V247L10 249V250H12ZM50 247V246H49ZM11 252V251H10ZM86 252V251H85ZM85 252H83V255H84V253ZM17 253V252H16ZM15 254V253H14ZM10 255H12V252H11V254ZM17 255V254H16ZM12 256H14V255H12ZM85 256V255H84ZM76 256H74V260L76 259L75 258ZM81 260V259H80ZM83 261V260H82ZM75 262H76V260H75ZM74 262V264H76ZM87 262V261H86ZM64 264H71V262H69V261H67V262H65ZM87 264V263H86Z\"/></svg>", "mask_w": 264, "mask_h": 264}, {"label": "clouds", "instance_id": "clouds-1", "mask_svg": "<svg viewBox=\"0 0 264 264\" xmlns=\"http://www.w3.org/2000/svg\"><path fill=\"white\" fill-rule=\"evenodd\" d=\"M165 135L173 136L174 134L166 133ZM53 143H55L54 139L49 141V150H51V144ZM75 147L80 149L84 153H87L89 151V148L85 147L83 144H76ZM40 155H42V153H37V158H39ZM22 159H23L22 156L17 157V156L0 155V167H2L3 171L10 172L12 166L15 164H19ZM79 159H80L79 153L73 152L71 149H69L68 152L60 151L59 157L53 160L51 164L53 167L70 168L73 165H75ZM135 160L138 163H140V173L137 178L142 179L145 176V171L143 170V162L139 160V156L135 157ZM33 163H35V161H33ZM51 175L54 177L56 174L51 173ZM53 215L54 216L58 215V210L54 212ZM5 223L7 226L8 234L9 235L15 234L16 238L11 243H12V247L18 252H23L27 250L28 252L32 253L34 256H39L40 254L44 253L45 249L48 248L49 246L55 247L61 241H64L66 243L68 240V237L66 235L55 234L57 224L52 222L51 220L46 221V223L52 235H49L47 238L40 240L37 239L29 240L25 237V235L21 234V229L25 227V225L19 221H16L15 216L12 214L6 215ZM27 224L29 226L28 227L29 233H31V231H33L38 226L36 221L31 218L28 220ZM84 255L88 259V264H109V262L103 259L102 256L96 251H92V252L86 251ZM137 264H140V262L137 261Z\"/></svg>", "mask_w": 264, "mask_h": 264}, {"label": "crops", "instance_id": "crops-1", "mask_svg": "<svg viewBox=\"0 0 264 264\" xmlns=\"http://www.w3.org/2000/svg\"><path fill=\"white\" fill-rule=\"evenodd\" d=\"M235 133H236L237 136H239V137H244V138L246 139V145H247V148H248V151H247V154H246V156L248 157V159H247V161L244 162V164H240V165H245V164H248V163H251V162L256 163V162L261 161L260 159L255 158V156H254L253 153H252L253 148H254L253 144H251L252 141H253L252 136H251L247 131H245V130L239 128V127H236V129H235ZM253 134H254L255 138L257 139V138H258V135H259V132H257V131L255 132V131H254ZM119 156H120V155H119ZM122 157H123V156H122ZM227 157H228V156H227ZM123 158H124V157H123ZM228 158H229V157H228ZM124 159H125V158H124ZM125 160H126V159H125ZM231 160H233V159H231ZM263 160H264V159H263ZM126 161H128V160H126ZM140 161L143 162V170H148V169L154 167L156 164H158V166H159L162 170H166V169L170 168L171 166H173L174 163H176L175 161H173L172 163H171V162L169 163L168 161H165L164 159H160L159 161H157L158 163H155V161H154V157L144 158V159H141ZM201 161H202V160H197V161L183 160L182 163H190V162L198 163V162H201ZM206 161H208V160H206ZM206 161H203V162H206ZM128 162H129L130 166H131L134 170L140 171V163H139V169H137V168H135V167H133V166L131 165L130 161H128ZM167 162H168L169 164L166 165ZM214 162H217V163H218V162H220V161H217V159H214ZM159 163H160V164H159ZM237 163H238V162H237ZM238 164H239V163H238ZM164 165H166V166H164ZM229 167L232 168L233 165H230V164H229ZM107 174H108V176H110V173H109V172H108ZM214 183H216V182H215V181H212V182L203 183V185H213ZM178 188H179V189H182V188H184V189H191V188H192V185L178 186ZM210 194H211V195H214L215 193L212 192V193H210ZM16 220L19 221V222H21V223H23V224L25 225V227H23V228L26 229V232H27L28 237H29V236L31 237V236L33 235V232L31 231V233H29V231H28V229H27V226H26V224H27V222H28L29 219H28V218L19 219V218L17 217ZM5 231H6V227H5ZM6 233H7V232H6Z\"/></svg>", "mask_w": 264, "mask_h": 264}, {"label": "built area", "instance_id": "built-area-1", "mask_svg": "<svg viewBox=\"0 0 264 264\" xmlns=\"http://www.w3.org/2000/svg\"><path fill=\"white\" fill-rule=\"evenodd\" d=\"M240 146L241 147H244L245 146L243 141H241V145Z\"/></svg>", "mask_w": 264, "mask_h": 264}]
</instances>
